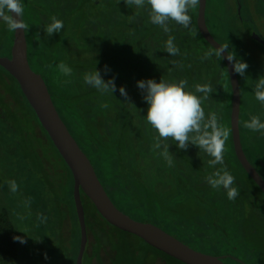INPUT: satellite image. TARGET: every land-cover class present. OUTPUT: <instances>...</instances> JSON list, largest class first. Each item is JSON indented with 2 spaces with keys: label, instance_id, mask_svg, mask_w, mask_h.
Here are the masks:
<instances>
[{
  "label": "trees",
  "instance_id": "16d2710c",
  "mask_svg": "<svg viewBox=\"0 0 264 264\" xmlns=\"http://www.w3.org/2000/svg\"><path fill=\"white\" fill-rule=\"evenodd\" d=\"M23 6L29 64L46 82L56 110L114 205L132 219L153 224L196 251L221 257L225 264H264V194L236 157L230 77L223 58L214 54L216 50L199 32V2L189 9L187 28L168 21V32L150 22L147 6L137 8L125 0H23ZM53 16L62 20L64 27L50 37L45 28ZM236 19L240 21L238 15ZM5 35L8 39L0 37L1 57L11 56L14 43V31L8 30ZM170 38L179 49L177 55L166 51ZM62 65L71 73L65 74ZM105 65L111 69L107 75L103 72ZM95 66L105 81L115 76L117 89L123 86L127 99L118 91L111 94L85 85L84 74ZM250 74L257 77L254 72ZM148 79L184 80L193 93L197 85L211 87L202 107L206 117L214 115L228 134L223 165L209 167L211 157L203 150L191 145L179 150L169 138L164 142L174 157L169 166L154 148L156 133L145 119L148 105L136 86L137 81ZM0 99L13 114L10 116L15 126L4 120L9 132L15 134V146L9 148L12 160L24 163L37 183L33 198L19 199L18 192L15 219L0 212V264H18L21 260L22 243L14 239L19 235L13 222L31 217L44 228L41 237L49 242L48 252L59 254L61 264H77L81 227L72 173L17 81L1 67ZM241 102L242 146L264 179V134L255 132L247 138L243 133L244 116L249 119L250 113L245 115ZM13 106H17L14 112ZM27 136L35 138V147L30 143L25 146L23 138ZM37 142L44 149L51 148L49 158L57 168L54 172L46 173L38 157L31 158L24 150L39 154ZM222 167L235 177L233 186L239 194L234 200H229L222 188L213 189L207 183L206 178ZM81 198L88 232L83 264H182L150 246V255L143 256L125 239L132 235L109 225L82 191ZM15 201L10 197V206H15ZM89 204L99 220L91 215ZM24 248L32 253L28 240Z\"/></svg>",
  "mask_w": 264,
  "mask_h": 264
},
{
  "label": "clouds",
  "instance_id": "9594fccd",
  "mask_svg": "<svg viewBox=\"0 0 264 264\" xmlns=\"http://www.w3.org/2000/svg\"><path fill=\"white\" fill-rule=\"evenodd\" d=\"M127 4L135 5L137 8L147 6L149 8V19L154 25H159L163 31L168 32V21H174L177 25L187 28L190 23L189 9L199 0H125ZM24 13L23 0H0V21L6 24L9 31L25 30L28 26L22 20ZM63 21L57 17H51L45 32L48 36L58 34L63 29ZM166 51L169 55H177L179 49L174 45L173 39L166 41ZM227 49L219 48L214 53L221 57ZM210 54H206V57ZM227 59L233 62L235 73L243 76L248 65L239 61L240 66L236 67L234 58ZM65 74H70L71 69L63 66ZM104 74L107 75L111 69L105 65ZM115 76L105 81L101 72L96 66L93 71L85 73L83 80L85 85L93 87L98 91L119 92L121 97L127 99V92L123 86L117 89ZM136 86L143 94V100L148 105L145 119L155 130L154 148L160 151L169 166L173 163V155L169 152V144L164 143L169 138L175 141V146L179 150H186L189 145L203 150L207 156L209 167L223 165L224 150L227 132L222 129L214 115L206 117L202 107L204 100L208 98L212 89L209 85H197L196 93L187 88V81L168 82L161 79L156 82L154 79L140 80ZM202 94V95H198ZM254 98L264 106V77L259 78L254 89ZM244 127L252 132L264 134V113L251 116L244 122ZM178 142V143H177ZM208 185L213 189H223L229 200H234L238 196V189L234 187L235 177L226 167H222L207 178ZM9 190L16 193L19 185L15 180L8 181ZM42 219H47L42 217ZM20 243L26 241L20 237H15Z\"/></svg>",
  "mask_w": 264,
  "mask_h": 264
},
{
  "label": "water",
  "instance_id": "95a60500",
  "mask_svg": "<svg viewBox=\"0 0 264 264\" xmlns=\"http://www.w3.org/2000/svg\"><path fill=\"white\" fill-rule=\"evenodd\" d=\"M207 0H199L197 26L204 40L217 51L224 50L211 34L206 22ZM249 37L264 47V40L248 32ZM232 58L228 52L222 53L226 63L233 91L231 130L236 157L257 187L264 194V179L245 155L240 134L241 91L238 74L234 71ZM0 67L6 70L19 84L23 95L35 112L41 126L70 169L74 179V200L81 227V244L77 264H83L88 244V232L81 191L92 202L100 216L112 227L140 238L151 248L179 261L182 264H225L218 256L205 254L192 249L161 228L138 222L121 212L108 196L100 182L92 163L82 151L61 119L46 82L34 72L28 61V44L25 30L14 32V43L10 57L0 56Z\"/></svg>",
  "mask_w": 264,
  "mask_h": 264
},
{
  "label": "rangeland",
  "instance_id": "374dc122",
  "mask_svg": "<svg viewBox=\"0 0 264 264\" xmlns=\"http://www.w3.org/2000/svg\"><path fill=\"white\" fill-rule=\"evenodd\" d=\"M244 1L245 4L242 3ZM260 1L261 0H207L206 22L209 30L211 31V34L213 35L215 40L223 46L224 49H227L229 55L235 59L237 68L240 66L239 61H242L248 65L243 76L238 74V79L240 83L241 100L244 101L245 115H247L246 112H249L250 117L253 115L264 113V106H261L260 103L254 98V89L257 80L264 77V49H262V47L254 42L248 35V32H252L260 36L264 40V5L262 1ZM259 2L262 10H259L257 13L254 12V9L252 7H256V3L258 4ZM245 6H247L248 8V13L252 15L255 14L257 21H255L254 17L251 21L250 18L246 16L247 11L245 10ZM239 9L243 11L240 21L236 19V16L239 15ZM257 14L259 16H257ZM6 31H8L6 24H4L3 21H0V37L2 39H8L6 38L8 37V35H5ZM251 65L254 71H250ZM251 72H254V74L257 75L255 79L251 76ZM16 107L13 106V112ZM8 110L9 109L7 108V106L5 107V105L2 103V99H0V112H2L3 114V116L0 115V160L3 163V166H1L0 163V212L2 211L1 213H7L8 216L15 219V207L17 205L15 199H17L18 192H20L19 199L27 200L25 197L33 198L36 193L32 192L36 190L37 187L35 186V184L37 183L35 182L34 176H32L28 171V167L24 163L18 164L17 159L12 160V157L9 153V148L15 146L14 143L16 142V139L15 134L10 133L7 125L4 123L5 120L6 122H10V125L15 126L14 124H12L13 114H9ZM241 112L242 117L244 115L243 109L241 110ZM244 117L247 118V116ZM245 118L244 122L248 120V118L246 120ZM244 122L242 126L243 133L245 135L247 134V138L249 136L251 137L255 132H252L249 129L245 128ZM23 141L26 142L25 146H27L28 143L34 145L33 143H35V138L27 136L23 138ZM38 144L40 145V153L37 155H32L30 151L31 149L29 148H24V150L30 154L29 156L31 158L38 157L36 160L39 165L43 164V169L46 168V173H50V170H53L52 172H54V169L57 168L54 165L53 160L49 158V149L51 148L47 146V148L44 149L41 143ZM48 145L50 144L48 143ZM52 157L54 156L52 155ZM11 180H15L19 185V190L16 193H12L9 190L8 181ZM41 186L44 188L43 184ZM42 187H39V189L42 190ZM62 193L63 192L61 190V194ZM10 197L14 199L15 206H10ZM261 201L264 204V201ZM88 206L89 211L94 219L99 220V217L96 215V212L94 211L91 204H89ZM258 209L260 208L258 207ZM29 219V225L31 224V227H33V229L34 227L39 228L38 224L34 225V218L31 217ZM138 220L142 219L138 218ZM13 224L15 226V221L13 222ZM20 224L24 226V229H20L18 224L20 237L24 240V238L29 236V230L31 228L28 227L27 232L26 221H24L23 219L20 221ZM125 239H129V242L131 244H134L143 256L150 255L149 253L151 249L148 248L149 246L146 245V243L140 238L133 236L131 238ZM30 240L33 242L34 240L40 239L37 237H33L30 238ZM30 240L29 242L31 244ZM31 246L34 247L33 244ZM62 261L63 260L59 257V254H53V251L48 252L47 249L38 244V247L32 248V253H24L18 264H61Z\"/></svg>",
  "mask_w": 264,
  "mask_h": 264
},
{
  "label": "crops",
  "instance_id": "0c3cea01",
  "mask_svg": "<svg viewBox=\"0 0 264 264\" xmlns=\"http://www.w3.org/2000/svg\"><path fill=\"white\" fill-rule=\"evenodd\" d=\"M262 1V3H263V5H264V0H261ZM260 1V2H261ZM260 2L257 4L256 3V7H252L253 9H254V12H257L258 13V11L259 10H262V7L260 6ZM246 8H245V10L247 11V13H246V16H248V18H250V20L252 21L253 20V17H254V19H255V21H257V18H256V16H255V14H250V13H248V8H247V6H245ZM238 16H240V18H241V15L243 14V11H241V9H239V11H238ZM257 16H259L258 14H257ZM24 221H26V225H27V232H28V227L29 228H31L30 230H29V236H27L26 238H24V240L27 242V240L29 241L30 240V238H33V235L35 234L38 238H40V240H34L33 242L31 241V245L33 244L34 245V247H32V248H35V247H38V244H40V245H42L45 249H49V242H48V244H47V239H43L42 237H41V235L43 236L44 235V228H43V230H42V227H39V228H37V227H34V229H33V227H31V224L29 225V220L30 219H23ZM18 224H19V227H20V229H24V226L22 225V224H20V221L18 222V223H16L15 224V230H16V233L19 235V237H20V234H19V228H18ZM35 224H37L36 222H34V225ZM36 229V230H35ZM28 235V234H27ZM42 239V240H41ZM24 245V246H23ZM23 247H25V243H23L22 244V249H21V254H22V256H21V258L23 257V255H24V253L26 252V250H25V248H23ZM33 256V255H32ZM50 261H51V259H50Z\"/></svg>",
  "mask_w": 264,
  "mask_h": 264
},
{
  "label": "flooded vegetation",
  "instance_id": "af4514ba",
  "mask_svg": "<svg viewBox=\"0 0 264 264\" xmlns=\"http://www.w3.org/2000/svg\"><path fill=\"white\" fill-rule=\"evenodd\" d=\"M6 57H10V56H6ZM35 235V234H34ZM33 235V237H34ZM36 236V235H35ZM37 237V236H36ZM38 238V237H37ZM40 239V238H39ZM47 244H48V241H47ZM24 248V247H23ZM27 253V251L25 252V254ZM34 256V255H33Z\"/></svg>",
  "mask_w": 264,
  "mask_h": 264
}]
</instances>
